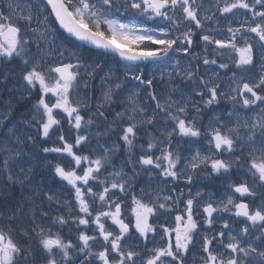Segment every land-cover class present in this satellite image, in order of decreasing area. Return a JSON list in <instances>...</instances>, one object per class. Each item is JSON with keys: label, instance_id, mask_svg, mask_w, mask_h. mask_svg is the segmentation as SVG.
Returning <instances> with one entry per match:
<instances>
[{"label": "snow or ice", "instance_id": "snow-or-ice-1", "mask_svg": "<svg viewBox=\"0 0 264 264\" xmlns=\"http://www.w3.org/2000/svg\"><path fill=\"white\" fill-rule=\"evenodd\" d=\"M237 10L243 16L233 26ZM52 14L74 38L70 49L57 43L63 33L52 32ZM221 18L226 22L223 29L208 26L218 25ZM181 24L187 27L180 30ZM197 32L196 46L202 52L193 48ZM213 32L227 35H210ZM225 49L241 72H233L227 89H222L218 69H228L229 63L212 66ZM65 52L68 62L45 63L54 55L63 58ZM109 58L123 62V78L103 67ZM16 59L25 69L26 82L18 102L37 97L31 120L25 123L48 145L41 152L55 154L58 163L19 147L33 137L17 136L16 125L0 137V179L6 193L0 219L23 223L30 218V227L20 228L23 242L13 238L11 226L0 227V264H264V0H7L0 8V61ZM182 59L187 63L181 68ZM194 59L202 62L204 75ZM164 65L172 69L167 74L161 70ZM144 68L159 72V81L166 76L168 95L156 91V75L149 76ZM93 78L102 85L95 109L78 98L79 89H90ZM141 90L150 103H139ZM221 98L233 110L222 113L213 107ZM237 103L249 114L246 118L235 112ZM121 105L123 110L117 111ZM11 108L9 102L4 119ZM82 108L89 111L82 113ZM190 109L193 115H188ZM106 111L113 116L109 123L120 127L118 141L94 147L91 133L84 130L94 124L93 117L106 121ZM202 113L207 114L206 123L200 122ZM161 121L171 123L161 126ZM144 125L153 126L163 139L149 133L147 146L137 145ZM110 131L105 128L95 136ZM121 149L127 159H120L117 167L113 158ZM36 161L50 166L59 178V190L35 179ZM200 177L224 179L226 190L198 199L204 195L200 188L193 193L188 186ZM17 185L22 192L31 188L40 203L29 197L26 205L23 196L11 198L8 189ZM64 191L70 200L61 199ZM257 197L259 205L250 208ZM45 201L49 207L67 209V218L56 215L53 223L71 221L79 229L75 243L38 219L37 209L40 216L49 215ZM165 215L172 217L171 225L162 219ZM33 237L37 247L31 244Z\"/></svg>", "mask_w": 264, "mask_h": 264}, {"label": "rangeland", "instance_id": "rangeland-1", "mask_svg": "<svg viewBox=\"0 0 264 264\" xmlns=\"http://www.w3.org/2000/svg\"><path fill=\"white\" fill-rule=\"evenodd\" d=\"M3 1H5V4L7 3V0H3ZM37 2H38V0H37ZM1 3H0V8L3 7V3H2V7H1ZM41 8H43V5H41ZM21 24L23 25V21H21ZM49 24H50V28H51L52 32L59 33L55 23L51 19V16L49 17ZM233 25H236L235 20L233 21ZM36 26L37 25L35 23H33V27H36ZM39 27L41 28V31L44 30L43 24L39 25ZM27 34L29 36L33 35V33H31V32H28ZM57 43H63L64 44V42L60 39H58ZM40 44H41L42 48L47 47V45L44 43L43 40L40 41ZM70 47H72V44L70 45ZM33 50H35V49H33ZM60 59H63L64 62H67V60L69 61L70 57H68L67 52H65V56L63 58L58 57V55H54L52 57H49L48 60L45 61V63L51 64L53 62H58ZM172 63L175 64V61H173ZM183 63L185 66L187 62L183 61ZM106 68L111 69V71L113 73H115L116 76L123 78L124 70L121 67H117L114 65L112 67L107 66ZM161 70L165 74H167L172 69L170 67H168L167 65H164L161 67ZM24 71H25V69L22 66L19 59L13 60L11 63L0 61V121H2V123H0V137H2L7 132L8 128L12 127L13 125H16L17 126L16 127V135L17 136L23 137V136H25V134H27V135H31L33 137V140H29L26 144L19 145V147H22L24 149V151L27 153H31V152L35 151L41 157L47 155L49 157V159H51L53 161V164L58 163V161L55 159V154H44L41 152V148L48 146V145L41 144L40 143L41 138L37 137L35 135L36 128L34 126H30L28 123H25V121L31 120V117L33 114V105L35 104L37 97H36V95H33L30 98V102H23V101L18 102L19 97L24 94L25 88H26V82L22 80V73ZM145 73H147L149 76H152L153 74H155L156 77L159 78V72H157L155 69L147 68V71H145ZM165 79H166V76H165ZM249 79L251 81L252 78L249 76ZM93 80H94V88L99 89L101 91L102 85L100 84V81L97 80L96 78H94ZM162 83H164V85H166L167 79L165 81H162ZM174 83H179V81L174 82ZM86 93H88V90L86 88L81 87L79 89L78 98L84 100L88 104L87 97L85 96ZM164 95H168V93L165 91V89H164ZM100 96H101V93H100V95H98L96 93V101L100 98ZM143 97H144V99L141 102H139L141 105L150 103L146 93L143 94ZM76 98L77 97H73V99H76ZM172 98L175 99V96L173 95ZM9 102H11L12 108H11L10 112L8 113L7 118L4 119L3 116L7 110V105ZM124 106L125 105H121L120 107L116 108V110L122 111ZM89 108H82L81 109L82 113L88 112ZM92 109H95V108H92ZM235 112L240 114L241 119H244L249 115L245 110H243L240 107V105L238 103L236 105ZM110 117L112 120L113 116L110 115ZM85 119H88V116H85ZM93 119H94V117H93ZM225 120H227V119H225ZM94 121L95 122L90 127V129L84 130V131L91 133L90 140H91V143L94 147L97 146L98 143L103 144L105 147H107L109 144L117 142V141H111L110 133L106 136H101V137L97 138L95 136L96 132L102 133L105 128H111V126L109 124H107V126L105 127L104 122L102 123L101 120L94 119ZM125 122L128 123L127 121H125ZM161 126H163V125L161 124ZM145 127H150L154 131V133H156V131H157L151 125H145ZM67 128H68V125H66L65 129H67ZM74 131L75 130L73 129V132ZM66 138L71 139V137L67 136V133H66ZM13 139H15V138H13ZM33 144H35V147H33ZM204 146L207 147L206 144ZM122 153H123V150L121 149V153H118L117 156L122 155ZM83 154L88 155L89 153H88V151H85ZM114 159L115 158H113V160ZM36 164L38 166V169H40V170L42 168H46L48 170V172L50 173V175L53 176L51 178V180L52 181L55 180V183L51 185L50 181L48 180V172H46L44 174V179L39 181L41 183V186H42V181H43L44 182L43 186L56 188L57 190H59V184H60L59 178L55 177V174H54V172L51 171L50 166L46 162L41 165L39 161H36ZM115 165L117 167H119L118 164H115ZM39 175H40V173H38V175H37L36 172H34L35 178L39 177ZM171 186H173V185H168V187H171ZM155 187L156 186L154 185L152 188H149L148 190L153 191L155 189ZM4 188H5L4 181L2 179H0V201H2L6 195ZM159 188L164 189V185H159ZM132 191L133 192L138 191L136 185L133 186ZM164 191H166V189H164ZM164 191L161 192V195L164 194ZM201 191L205 193V196L203 198H198V199H206L208 194L212 193V192L204 190V188ZM222 192L223 191L217 193L216 195H220ZM8 194H10L11 198L16 199V200H19L22 196L25 197L26 198V205H27V198H29V197L34 199L37 204L40 203V198L35 195V192L31 188H25L22 192L18 185L12 186L8 189ZM61 199L64 201H67V200H70L71 197L69 196L67 191H64L63 195L61 196ZM145 199L147 200V199H149V197H145ZM241 199H243L244 202H249L251 200V198H241ZM259 203H260V201H259V198L257 197L254 202L249 203V206H250V208L256 207L259 205ZM43 207L45 210H47L49 212V215L48 216H40L39 215V209H37L38 219L44 221L47 224V226L51 227L53 233L59 232V234L61 235L62 238L66 239V240L71 239L73 241V243H75L76 242V236L79 232V229L76 228V226L74 224H72L71 221H69L67 224H65L63 226L55 225L53 223V217L56 215L62 214L67 218V216H68L67 209L65 207L57 205V204H52L51 207H49V205L46 201L43 203ZM0 208H1V211L5 210L2 204H0ZM160 211H163V210H160ZM175 211H177V209L174 208L173 212H175ZM73 212H75V209H73ZM224 215L227 216L228 214L225 213ZM162 219L166 220L168 222V224L171 225L172 217L165 215L162 217ZM240 219H242V218H240ZM4 220H5V222L7 221L10 224L15 223V225H17V226H13V233H15V234L16 233L20 234V228L22 226L30 227V218H28V217H25V220L23 223L7 220L6 217L4 218ZM230 226L233 227V225L231 223H230ZM216 227L218 228V227H220V225L217 224ZM157 243L162 244V241L158 240ZM189 264H192V262L190 261Z\"/></svg>", "mask_w": 264, "mask_h": 264}]
</instances>
